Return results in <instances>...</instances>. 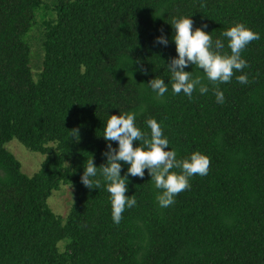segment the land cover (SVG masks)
<instances>
[{"label": "trees", "instance_id": "trees-1", "mask_svg": "<svg viewBox=\"0 0 264 264\" xmlns=\"http://www.w3.org/2000/svg\"><path fill=\"white\" fill-rule=\"evenodd\" d=\"M45 2L0 0V264H264V0ZM182 15L213 39L237 22L261 34L242 53L250 83L220 85L223 105L206 79L210 91L191 100L171 84L163 98L147 85L157 76L169 83L170 24ZM35 25H44L37 77L25 38ZM161 32L166 47L154 43ZM193 74L202 75L195 66ZM119 110L135 112L145 132L149 118L162 122L178 158L199 151L211 165L164 209L147 170L130 176L126 195L138 203L116 225L110 194L80 177L91 156L105 163L103 126ZM15 139L46 154L35 174L7 150ZM61 184L74 189L64 219L47 203Z\"/></svg>", "mask_w": 264, "mask_h": 264}, {"label": "clouds", "instance_id": "clouds-1", "mask_svg": "<svg viewBox=\"0 0 264 264\" xmlns=\"http://www.w3.org/2000/svg\"><path fill=\"white\" fill-rule=\"evenodd\" d=\"M191 16L173 17L170 24L176 56L165 65L169 83L157 76L147 85L157 97L163 98L171 84L174 95L183 94L191 100L194 92L204 96L210 91L208 84L203 82L206 79L212 86L215 102L223 105L226 97L220 85L231 83L233 77L241 85L250 83L244 72L249 64L242 53L250 43L260 40L261 34L245 23L237 22L213 39L212 33L206 31L207 25L193 27ZM154 43L166 47L169 38L161 32ZM194 66L202 75L193 74ZM189 67L192 71H185ZM236 73L242 74L237 76ZM136 120L135 112L119 110V115L109 116L101 135L107 148L102 153L105 163L97 167L91 156L84 162L80 177L88 189L103 188L110 194L111 217L116 225L121 223L124 212L138 203L135 195H126L130 176L143 178L147 170L155 189L159 190L158 206L164 209L174 205L176 197L191 188L190 181L194 176H206L211 165V158L199 151L178 158L177 151L170 148L162 122L149 118L146 121L148 131L145 132L137 126ZM71 137L79 139L76 130H72ZM113 141L117 147H113ZM133 142H138L135 147ZM122 162L129 166L123 176Z\"/></svg>", "mask_w": 264, "mask_h": 264}, {"label": "rangeland", "instance_id": "rangeland-1", "mask_svg": "<svg viewBox=\"0 0 264 264\" xmlns=\"http://www.w3.org/2000/svg\"><path fill=\"white\" fill-rule=\"evenodd\" d=\"M45 1L49 7L54 6L53 2H48V0ZM44 9L46 8H41V10ZM51 11H54V8ZM41 13L42 11H39L36 16L39 25L45 21L47 16L44 17ZM52 14L55 15V11L52 12ZM42 26L40 28L38 25L33 26L25 37L31 46L30 67L35 77H37V74L42 71V60L44 56L43 48L41 46V36H43L44 30V27ZM6 148L19 160L21 170L29 176L35 174L40 168H42L46 159L45 153L30 150L18 139L6 143ZM73 199L74 189L68 184H61L59 188L54 189L48 196L47 203L50 210L56 216L64 219L69 212Z\"/></svg>", "mask_w": 264, "mask_h": 264}]
</instances>
